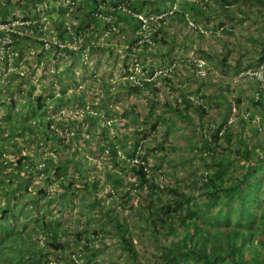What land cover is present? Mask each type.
I'll use <instances>...</instances> for the list:
<instances>
[{"label": "rangeland", "instance_id": "374dc122", "mask_svg": "<svg viewBox=\"0 0 264 264\" xmlns=\"http://www.w3.org/2000/svg\"><path fill=\"white\" fill-rule=\"evenodd\" d=\"M131 1L132 0H113L112 2H110V4L114 3L113 5L102 7L101 11H110L111 7H116L118 4H121L124 11L122 12L120 9L115 10L116 15H119L118 12L120 11L125 14V10L130 8L128 7V4ZM60 2L63 1L61 0ZM179 2H181V0L172 1V8L170 7L171 11L168 6H166L163 8L162 12H159V7L153 4V6L151 7V12H149L148 14L143 13L145 16L149 17V24L152 28L151 31L153 30L152 34L155 35V32L158 31L157 27H155L156 25H154L155 20L160 19L158 17H162L161 19L163 21L161 25L164 26L165 24V26H167L166 23L168 22V20L169 22H171V17H173L174 14H178L181 9ZM243 4L246 5V34H244L246 35V44L244 45V47L246 46V56H236L234 53L228 54V60L234 61L235 63L237 62L236 64L240 65V68H237L233 72V69L225 68L226 66H228L227 64L230 61L228 62L227 59H224V62L223 58H220L218 59L219 61H217V65H219V68H215L216 70L213 69L214 71L212 69H209L208 72V74L215 73L217 79L219 80V82H217L216 84L209 83V86H207V90L211 91H214L215 87L220 86L219 90L217 88L218 92L217 90L213 92L214 96L218 95L219 103H210V101L204 99V93L202 94L199 91L188 93V95H192L194 97V101L192 102L201 104L204 116L202 115V117H200L196 114H193V107L189 108L192 113L188 114V112H186L188 111L186 110L188 107L183 103V101L181 103H179L178 101H170V98H173V96L171 95V92H169V89L171 88L168 89L169 85L166 82L167 78H156V91L153 93L152 91L148 92V89H145V85L144 87L135 88L125 83L127 85L122 87V96L124 97V113L122 115L123 123L130 120V109L133 104L134 106H137V108L138 104L140 108L145 107L142 103L139 102V92L153 97V100L155 102L152 105L155 108V113H153V116H151L150 114L143 116L139 112V115L134 116L136 118L131 121V127L123 125V128L120 131L122 132L121 134H117L116 132L110 134L108 139H112V143H114L118 149L117 157L115 158V161L118 165L116 163H113L108 155L103 157V162L101 164L88 162L86 159V155L89 153L81 149L80 147L78 148L77 145L75 146V143H80V138H82V136L79 135L74 137L57 135L58 137H63L61 140V144L57 143L53 148H45V150L47 149L45 153L41 152V149H43V147H41V149L39 150L37 149L38 151L36 152H34V150L27 153V149H29V146L37 144L41 136L30 134L33 132V130L31 129H28L29 131L27 130L29 134H25V129L19 130L17 125L21 123V120L24 119L23 117L18 119L17 117L12 118L3 115L1 116L6 121H10V124L12 123L11 126L14 127V130L19 132L21 131L22 134H14L13 137H16V139L14 140H11V137L9 136V140L6 138L0 141V180H5L4 185H7V187V181L12 180L14 182L13 186L9 187L11 190L10 196L13 197L9 198L8 196V199H2V201H0V212L6 209L10 203L6 219L4 220L2 225L0 224V230L3 229L5 231H8L9 233L8 235L4 236V239H6L4 240L5 242L3 241L2 243H0V264H25V262L23 261L13 262L15 259L13 255H9V257L5 256L6 249L13 250L14 247L8 246L5 248L4 244L5 246H7L6 244L9 245L10 243H16L15 240H17L18 237L22 235L21 232L24 231H27V236L20 239L28 241L31 235L32 238H30V240L36 242L38 240L37 236L38 234H40L37 225H39L40 223L42 224V222L40 219H35V217L39 218L38 215L41 213V209L43 207L48 211V218H50V212L55 213L56 209L61 210V212L62 210H64L63 212L65 213V215H59L58 218H60L63 223L67 225L66 226L65 224H63V227L66 226L68 231L59 233L60 236H62L61 238L65 237V240L62 239V241L60 240V242L66 244L68 243L69 239L76 241V244L74 243V245L68 244L67 248H65L63 257L57 258V254L52 253L51 255L53 256H51V261L49 264H73L71 262L72 259L70 257V254L77 253L78 251L83 252L86 261L92 264H154L153 259L155 255L158 251H160V253L163 252L164 248L153 249L154 244L150 242L151 239L148 236V232L145 231L143 227V218L141 217V215L138 216L137 210L135 212V210H132L130 207L145 208L144 206H147L148 202H153V208H157L159 203H157V201L152 197L145 196V192H147V190L149 189V185L141 184L139 178L136 176L135 171L132 170V167L138 164L134 162V159H137L138 162L142 163V165L145 166V168H147V170L149 171L148 177L156 184H159V187L156 188V190L161 191L159 193L161 200H166V197H170L171 191L169 190V188L173 187H178L185 194H190L193 198H195V200H199V198L203 197V193H201L200 189L201 182L206 180L208 176H214V174L216 173V168L210 164V157L214 156V159L220 162H222L223 159H225V157L227 156L228 158H234L235 154L231 153V149L234 147V142L237 141L236 136H228L230 140L229 143H231V145H228V142L224 138L226 137L225 135L220 134L221 138L212 141L209 138L208 134L212 132L210 128L213 125L216 126V128L221 125L219 133H225L224 130L228 125H230V127H233L235 130H237V128L239 129V126H237V118L231 123H228V117L227 119H224V116L222 114L215 113V109H218V107L221 109L227 107L229 109L230 101L233 99L237 101L235 99L236 96H234L233 93L229 91V82L231 81V84L233 85L236 84L233 79L237 83L241 82L239 81L242 79V77L240 76L246 71V68H253L264 59V53L260 52L259 50V48L262 47L260 45L264 44V0H246V3ZM50 5V9L51 7H53L60 10V16H63L64 13L71 7L67 3H59V1L56 0H50ZM208 5L212 4L210 3ZM173 7H175V9H173ZM172 10L177 11L171 13ZM186 11V17L191 22L190 24L187 21V25H185L186 29L189 30V28H194L205 31L202 26L198 25V22L196 20H193L191 18V11ZM203 11L206 10L203 9ZM211 14L212 13L210 11V16H208V19L201 18L199 20L200 24L208 26V34H210V20H214L216 18L215 14L214 17H212ZM203 20H205L204 23ZM203 31L202 33H204ZM188 37H190L191 40L194 41L191 47H194L195 44L198 43L199 46L203 44L202 46L211 48L212 50L215 48L214 46L216 44L211 43V40L209 38L206 40L204 37L201 38L196 34L192 36L191 32H189ZM237 37L238 36H234L233 34L226 33L223 37L217 38L215 40V43L218 42L220 47H227L228 45H231L230 43H233L234 49L232 50L234 52L235 48H237L236 45H241L239 42L240 40H238ZM161 45L162 44H158V48H156V50H160L161 48H163ZM115 52L116 56H96V59L95 55L91 52L88 56L89 60L88 58L86 59L89 61L87 62V65L95 61L93 65L94 68L98 69L99 65L101 66L100 69H102V71H96L102 72L100 73L101 75L109 73L108 76H110L111 74L115 73V70L118 68L119 62L122 63L123 61V65L128 66L130 64V61L134 58L132 54L126 55L124 58H122V53H118L117 50ZM174 52H176L175 54L177 56H184V53L181 52L180 48L176 49ZM124 54L125 52L123 53V55ZM241 54L242 53H240V55ZM241 58L243 60L246 58L245 66L242 64ZM177 60H179V58ZM169 63L170 64L168 65H166L165 63L157 64L156 66H154V64L151 65L153 69L157 71L159 69L166 68L167 66L169 67L175 64L172 70V72H174L177 64L172 61ZM145 72H147V69H145L144 73ZM172 72L170 74V77L172 75ZM224 80H228L229 82H223ZM248 87L249 86L246 85V90H248ZM223 91L226 92L223 93ZM131 94L132 96L129 97V95ZM198 95L199 97L195 99V97H197ZM165 104L167 106H172V108H170L171 111L166 110L167 108ZM184 109L185 111L182 112V110ZM140 110L143 111L142 108ZM228 113L229 112H227V114ZM256 113L261 117V121L263 124L262 130L257 131L251 126L252 130L249 131V133L254 138V141L252 140L251 142H255L254 145L256 144L259 148H261L264 147V109L256 110ZM181 114H185V117H181ZM212 114L214 117L211 116ZM170 118L173 122V125L171 122L172 127L167 126L169 124V121L167 120H169ZM41 121L42 120L39 117L32 116H30V118L28 117L27 120V122H31L30 124L37 126L41 124ZM77 128L81 129V127ZM96 130L97 127L83 124L82 131L85 135L89 134V138H83L80 145L82 144L81 146H83V144H85L86 146L87 144L90 147H93L95 145L99 146L102 139L101 135L97 134ZM136 131L137 136H134L136 135ZM242 132L244 136H246V129H244ZM23 135L25 136L24 139L22 140L20 145L17 146L19 153L29 154L30 160L33 162L37 161L41 153L44 154L42 158H45L46 160H49V157L47 155H50V153H57L56 160L58 159L70 161L71 165L75 160V162H78V167H67V170L63 168L64 170H62L61 175L64 177H67L68 174L76 175L74 170H76L77 168L79 170L80 166V168L84 169L85 171L86 179L91 177L90 175H92L94 176V178H91L90 180L93 181L96 180V178L99 176V180H97L96 185L98 186L97 188L101 190V193L98 194L96 193V191L92 192L91 190L95 189L92 188V184H89L88 189L85 188L83 190L84 192H80L79 189H76V192L71 194L74 196V198H72L70 201L62 200L61 198L56 197L42 200L40 197L36 196V199L38 201L35 203V207V205L32 204L29 199H31V197L33 198L35 193L40 188L45 190L42 187V178H39L40 174H37L33 170V166H31L29 163L28 167L24 168L22 166L23 168H16L17 165L13 161L18 158V153H15V151H11V149H8L9 147H15L16 143H18L19 138H22ZM53 135H51V137H48L49 140L54 141V138H52ZM132 136L134 138H132ZM54 137L56 138V136ZM208 138L210 140H208ZM42 139L43 138L41 137V140ZM207 141L211 143V147H207L205 145ZM135 146H138L137 151ZM228 146L231 149H229ZM133 150H135L136 152ZM239 160L240 157H237L233 162V165L231 164L230 168L234 170V173L232 172V170L228 171L224 176L225 179L231 173L234 175H238V172H236V166H239L237 165L239 163ZM260 165L262 166L263 171L264 163H261ZM240 167L241 166H239V168ZM26 169L27 172L30 171L31 174L28 175L27 173V176H24V171ZM14 172L18 176H15ZM50 172L51 168H46L43 176L50 174ZM111 173L116 174L117 176H122V180L130 184L129 187L132 197L131 200L128 199L129 197L127 198L123 196V190L118 187L114 179H111ZM77 176L79 175L77 174ZM18 178H20V181L23 180L25 185H23V187L19 190L15 185L19 181ZM258 178L260 180L258 179L259 183L256 186V193L250 190L249 187H246V184L244 183L242 185V190L234 196L246 197V195L249 193L251 194V198L253 197V201L256 200L257 196V199L259 198V205L253 206L252 202L248 203V206L251 209L256 208V211H260L262 209L264 210V174ZM45 181L48 180L46 179ZM77 182L78 183L74 184L75 186L82 187L85 184L82 180L81 184L80 180ZM230 184H234V181H230ZM44 186L49 187V184L45 182ZM86 190L88 192H86ZM2 191L3 189H0V194L4 192ZM26 202L27 204L25 205ZM30 203L31 207L33 206L32 208L29 206ZM68 203L71 204L69 205ZM240 203L238 205H231L232 211L238 213L241 210L240 208L242 207V205L240 206ZM20 206H23L21 210L19 209ZM66 206H68V208H65ZM24 208H26L27 210L24 211ZM211 212H213V209L211 210ZM144 213L145 211H143V214ZM35 214L38 215L34 217L33 215ZM112 214L117 215L118 218L125 223V228L129 232V238L135 247V258H132L122 245V236L120 232L115 229L114 221H111V217H109V215L111 216ZM256 223H258V219L254 223V225H256ZM250 229L254 228L246 227V231ZM61 230L62 229H60V231ZM82 239H84V246L82 243L78 244V242ZM43 249L47 250L48 247H43ZM15 251L17 257L23 258L25 256L20 253V248H15ZM1 257H6V260L2 259ZM30 263L35 264L33 260H31Z\"/></svg>", "mask_w": 264, "mask_h": 264}, {"label": "crops", "instance_id": "0c3cea01", "mask_svg": "<svg viewBox=\"0 0 264 264\" xmlns=\"http://www.w3.org/2000/svg\"><path fill=\"white\" fill-rule=\"evenodd\" d=\"M56 1H61V0H56ZM65 1L69 3L70 1L73 2V5L70 4L71 7L67 10L68 13L64 14V15H68L67 17H64V15L60 16V13H59L60 10H58L57 8H53V7H51V9L50 7L48 8L50 20L54 22L56 28L58 29L55 31V33L57 34L56 36H58L59 38L60 36H62L61 38H63L64 33L62 31V27L59 26L58 21L61 22L67 19L72 20L74 18H77V20L79 19L87 27V29H92V27H97L96 31L100 33L102 28L105 27V25L102 23L99 24L98 20H94L92 18L90 19V21L87 20L86 18L84 19L82 18V14L91 9H100V7L101 8L108 7L114 4V3L110 4V2H112L113 0H65ZM172 1L173 0H151V1L148 0L146 3L147 5L145 8L146 10L145 11L143 10V11L146 14H148L149 12L152 11L151 7L154 4L159 7L158 11L162 12L163 8L166 6H168V8L170 9V7L172 6ZM44 2H48V4H50V0H41L40 4H43ZM210 3L212 5H208ZM243 3H246V0H181V2H179L181 9L178 12V14H174L173 17H171L172 23L169 22L168 20V22L166 23L167 26H165V24L164 26H162L161 25L163 21L162 19H157L160 21V23L157 20H155L154 24L156 25L155 27H157L158 31L155 32V35L152 34L153 43L149 44V46L146 44L142 45L141 48H139L141 50L139 49L137 50V47L139 46L137 42H136V47H135V41L137 40L139 36L136 33L137 28L139 26V22L128 13L124 14L122 12H118L119 15H116V16L118 18L117 20L121 24L120 25L121 33L124 35V38L123 39L115 38L112 40V43L110 44L99 45L97 46L98 49L93 50L92 53L95 55V59H96V56H99V57L116 56L115 51L118 49L127 54H136L137 57L143 60L142 62L144 65V69H147V71L150 68H153L151 64H154V66H156L157 64H164V63L168 65L170 64L169 62L171 61L175 62L177 64V67L175 68L174 72H172L171 77L166 79V82L169 85L168 89L171 88L169 89V92H171V95L173 96V98L172 97L170 98L171 99L170 101H178L179 103L183 101V103L187 105L188 107L186 109L188 110L186 111L188 112V114L192 113V111L189 110V108L193 107L194 109L193 114H196L202 117L203 108L201 107V104L199 102H197L199 104H196L195 102H190V101L188 102L185 99L186 94L199 91L202 94L204 93L203 94L205 96L204 99L210 101V103L212 104H218L219 103L218 95L214 96L213 92L216 91L217 88L219 90L220 86L215 87L214 91L207 90V86H209V83L216 84L217 82H219V80L217 79V76L215 73H209L207 77L208 76L210 77L208 78L207 77L205 78L196 77L194 60L198 58H202L206 61L210 69L216 70L215 68H219L218 67L219 65H217L218 64L217 61H219L218 59L223 58V61L224 59H227L228 62L230 61L228 60L229 53H234L236 56H246V46L244 47V45L246 44V35H244L246 34V5ZM203 9H205L206 11H203ZM36 10H40L41 12L42 6L38 5V7H36ZM186 10L191 11V18L193 20H196L198 22V25L202 26L205 29V31L202 30L204 33H202L200 29H194V28L193 29L189 28V30L186 29L185 27V25H187V19L185 17L186 15L185 12H187ZM110 11L111 12L113 11L112 7ZM210 11L212 13L211 16L214 17V14H215L216 18L214 20L212 19L210 20V27H209L210 34H208V30H207L208 26L204 24L203 25L200 24L199 20L201 18L208 19V16H210ZM0 12L4 13L5 11L2 10ZM204 21L205 20H203V23ZM82 32H85V31L82 30ZM189 32H191L192 36L196 34L201 38L204 37L206 40L209 38L211 40V43L216 44L214 46L215 48L212 50L211 48L202 46L203 44L199 46L198 43L195 44L194 47H191L194 41H192L191 38L188 37ZM226 33L233 34L234 36H238L237 39L240 40L239 42L241 45H236L237 48H235L234 52L232 50L234 49L233 43H230L231 45H228L227 47L226 46L220 47L218 42L215 43V40L217 38L223 37ZM157 43L159 45L162 44L161 46L163 48H161L160 50H156V48H158ZM126 45H130V47L126 48ZM260 46L263 47L264 44H261ZM262 47L259 48L260 52H262ZM33 48L35 49L38 48V43L34 44L26 39L23 40V44L19 46L18 52L21 53L20 50H22V55H24V58H25L24 63L20 64L19 69L16 71V73L10 76L9 81H8L9 84H4L6 82H2V78L0 77V136H3V139L7 138L8 140L10 136L11 137L10 139L14 140L15 138L13 137L14 134L16 135L22 134L21 131L19 132V131L14 130V127L11 126L12 123L10 124V121H6L4 118H2L1 117L2 115L7 116V117H12V118L17 117L18 119L23 117L24 119L21 120V123L19 125H17L19 130L25 129L26 130L25 134H29L27 130L31 129L33 130V132L30 134L38 135L43 138L41 140V137H40L39 142L37 144L30 145L29 149L27 150H32V149L37 150L38 145L43 148H53L56 146L57 143L59 144L62 143L61 140L63 137H58L57 135H60V134L51 132L47 128L48 124L45 121L46 112L50 109L51 105L59 109V108H66L69 105L74 106L77 103H79L80 98L77 95V93L75 91L71 92L73 78L82 82L84 79L90 78L89 76L90 72L102 73V72L96 71V70L102 71V69H100L101 66L99 65H98V69L97 68L95 69L93 66L95 63L94 61L93 63H90L89 65H87V69L84 70L81 76L75 77L72 72L73 66L63 63V60H58V57H56L55 54L53 55V53L51 52L48 54H43V53L33 54L29 58L28 57L29 54L27 53L30 52L31 51L30 49H33ZM178 48L181 49V52L184 53V56H177L175 54L176 52L174 51ZM240 53L242 54L240 55ZM18 56L19 58H16L14 60L16 63H18L22 57L21 55H18ZM39 58H41L44 62L43 68L37 64V60ZM122 58H124V56ZM178 58L179 60H177ZM73 63H75V61H73ZM236 63L234 61H230L227 64L228 66H226L225 68L233 69V72H234L237 68H240V65ZM242 64L244 66L246 65V58L244 60L242 59ZM248 69H251V68H248ZM248 69L246 68V70ZM156 80L157 79H154L153 81L145 84V89H148V92L152 91L153 93L156 91L155 90ZM206 81H210V82H206ZM233 81L236 83L235 85L231 84V81L229 82L228 80H224L223 82H226V83L229 82L230 84L229 91L233 93L234 96H236L235 99L241 105V108L239 109V115L236 117L238 119L237 126H239V129L237 128V130H235L233 127H230V125H228L227 128L228 127L229 128L228 129L226 128L225 130L227 131L229 130L227 134L230 133L229 135L236 136L238 139L239 138L238 136H240L239 134L244 136L242 131L246 129V137L250 138L251 141L252 140L254 141V138L249 133V131L252 130V127H251L252 125L249 122H247L245 118H243L241 113L243 110H246V108L247 110H251L252 112H256V110H263L264 108L261 106H255L253 104V101L249 96V91H251V88H252L251 83L248 84L249 87H248V90H246V80L242 79L241 82H238V83L234 79ZM126 85L127 84L122 83L120 86L118 98L116 97L117 106H116L115 111L114 110L108 111V114L113 115L114 120L116 121V123H114V128L118 129V131H116L117 134L122 133L120 131L123 128V125L131 127L132 126L131 121L136 118L134 116L139 115V112L143 116L147 114H150L151 116H153L154 115L153 113H155L154 112L155 108L152 105L155 102L153 100V97L139 92L138 93L139 102L142 103L143 106H145V107H141L143 111L140 110L141 108L139 107V104H138V108L137 106H134L133 104L130 109V117H131L130 120L123 123L122 115L124 113L123 112V98L124 97L122 96V87ZM73 88L75 87L73 86ZM18 90H20V92ZM56 91L61 93L60 97H56L55 95ZM225 92L226 91H223V93ZM131 96L132 94L129 95V97ZM166 108H165L166 110L171 111L170 108H172V106L166 105ZM184 111L185 109L182 110V112ZM229 111L230 110L227 107H224L223 109L218 107V109L217 108L215 109V113L222 114L224 116L223 117L224 119H227V117L229 118V115H228L229 113L227 114V112ZM30 116L39 117L42 120L41 124L37 126V125L30 124L31 122H27L28 117L30 118ZM180 116L185 117V114H181ZM211 116H213V114ZM167 121H169V124L167 126L170 127L172 119L170 118ZM68 124H69L68 126L74 125L77 127H81V130H83V124H87L88 126L91 125V126L97 127V130H96L97 134L99 133V128L96 125V120L90 117L85 116L79 119L78 121H76L75 123L69 122ZM172 125H173V122H172ZM213 132L209 133L208 135L211 140H212L211 134ZM222 133L220 132L218 134L220 135ZM51 135H53L52 138H54V141L49 140L48 137H51ZM54 136H56V138ZM24 137L25 136L23 135L21 140L19 138L20 140L19 144L22 142ZM108 138H109V135L107 134V132L102 130L101 139L104 140L105 142H110V139ZM209 138L208 140H210ZM3 139H0V141H2ZM51 142H53L54 144H52ZM80 143L78 142V148L80 147L86 152H89L92 149L95 150V148H92L87 144L86 146L85 144L81 146L82 144L80 145ZM254 143L255 142L253 143L251 142V144H254ZM9 149H11V147H9ZM18 155L19 154H17V156ZM17 159L18 158H16V160ZM112 162L116 163L115 158L112 159ZM70 163H71L70 161L58 160V159L50 161L47 165V168L48 167L51 168V172L50 174H47L46 176H44V178H42V181H41L43 185L42 187L45 190L40 188L43 191L40 193L36 192L34 197L33 198L31 197V199L38 201L36 199V196H37V197H40L42 200L56 197V198H61L62 200L70 201L72 198H74V196L71 194L75 193L76 189H79L80 192H84L83 190L86 188L85 184L82 187L74 185L78 183L77 181L79 180H80V184L82 183L81 182L82 180L84 183L88 184V187H89V184H92V186L95 185L96 193L98 194L101 193V190H99L97 188L98 186L96 185L97 180H99V176L96 178V180H93V181L90 180L91 178H94V176L92 175H90L91 177L86 179L85 171L84 169H81L80 166H79V170L78 168L74 170L76 175L68 174L67 177L62 176L61 175L62 170L66 169L67 167L68 168H70L71 166L78 167L77 165L78 162H75V160L72 162V165ZM57 166H61V169L59 170L60 172L59 174L55 173V169L57 168ZM27 173L28 175L31 174L27 172V169H26L24 171V176H27ZM77 174L79 176H77ZM119 178L120 180H122V176H117L118 180ZM46 179L49 182L45 181ZM45 182L49 184V187L44 186ZM124 182L126 183V181ZM86 192L88 191L86 190ZM26 204L27 202L25 203V205ZM29 206L31 207V203ZM68 206H66L65 208H68ZM22 207L23 206H20L19 209L21 210ZM35 207H36V204H35ZM25 210L27 209L24 208V211ZM63 211L64 210H62L61 212V210L56 209L55 213L54 212L49 213L50 218H48V214H47L48 211L45 210L43 207L39 215L38 214L33 215L34 217L38 215L39 218L35 217V219H40L42 222V224L41 223L39 224L40 234H39L38 240L37 241L35 240L36 242L34 241L29 242L23 239H17L15 240L16 243H13V244L10 243L9 245L6 244L7 246H4V247L6 248L9 246V247H14V248L15 247L21 248L20 252L25 253V251L27 250L26 248H28V246L30 248H33V246H35L36 247L35 249L29 250L28 252L26 251L24 258L27 259L29 257V260L30 259L33 260L35 264L38 261H41L42 257L40 254L41 250L39 249V247L43 245H46L47 247H50V248L52 247L50 244L51 240L49 238L50 227L51 229L55 230L56 232L55 239L57 241L60 242V240L62 241V239L65 240V237L61 238L62 236L59 235V233H62L63 231H68L66 227L67 225L63 223V221L60 218H58L59 215H65ZM63 224H65L66 226L63 227ZM56 227H58V229H56ZM60 229L62 230L60 231ZM24 232L25 234L22 238L27 236V231H24ZM40 235H42L43 237ZM4 240L6 239L1 238L0 243H2ZM83 241L84 239L80 240L78 244L82 243L84 246L85 243ZM75 242L76 241L69 239L68 243L66 244L64 243V244L66 246H68V244L74 245ZM9 255H13L15 259L17 260L16 251H13V250L10 251L9 249V252H8V250L6 249L5 256L9 257ZM3 259L6 260V257ZM15 259L13 262H15ZM31 260L29 261V264H31L30 263Z\"/></svg>", "mask_w": 264, "mask_h": 264}, {"label": "built area", "instance_id": "2783aa9c", "mask_svg": "<svg viewBox=\"0 0 264 264\" xmlns=\"http://www.w3.org/2000/svg\"><path fill=\"white\" fill-rule=\"evenodd\" d=\"M40 1L41 0H0V11H5L4 13L0 12V77L2 78V82H6L4 84H9L8 81L10 76L15 74L19 69L20 64H23L25 61L24 55H22V50H20L21 53L18 52L19 46L23 44V40L25 39L34 44L38 43V48L30 49L31 51L27 53L29 54V58L33 54H48L51 52L53 55L55 54V56L58 57V60H63V63L72 65L73 75L78 77L83 74L85 69H87V62H89L88 56L93 50L98 49L97 46L110 44L115 38H124V35L121 33V24L117 20L118 18L115 12V10L118 9L122 12L124 11L121 4H118L117 6L114 5L116 7H112V12L101 11L100 5V9H91L82 14V18L84 19L86 18L90 21L92 18L94 20H98L99 24L102 23L105 25L100 33L96 31L97 27L87 29V27L79 19L77 20V18L72 20L67 19L61 22L58 21V24L62 27V31L64 33L63 38H61L62 36L59 38L55 33L58 29L56 28L54 22L50 20V15L48 13L50 4H48V2L40 4ZM62 1L69 5H73V2L71 1L70 3L65 0ZM63 2L59 1V3ZM38 5L42 6L41 12L40 10H36ZM173 9H175V7H173ZM125 11L139 22V26L136 31L139 36L135 41V47L136 42L139 44L137 50L141 48L142 45L146 44L149 46V44H152L153 30L151 31L152 28L149 24V17L132 8H128ZM174 11L177 10H172L171 13ZM66 13L68 12L66 11L64 14ZM67 16L68 15H64V17ZM158 18L161 19L162 17ZM186 19L191 24L187 17ZM82 30L85 32H82ZM129 47L130 45H126V48ZM117 52L122 53V57H125V55H131L127 53L123 55L124 52L119 49ZM18 55H21L22 57L20 61L16 63L14 60L19 58ZM132 56L134 58L130 61L128 66H124L123 61L122 63L119 62L115 73L110 76H108L109 73L101 75L100 73L90 72V78L84 79L82 82L73 78L71 92L75 91L79 96L80 101L74 106L69 105L66 108L59 109L51 105L50 109L45 114V121L48 124V129L51 132L60 134L61 136H82V138H80V142H82L83 138H89V134L85 135L81 129L77 128V126H68V123H75L79 119L86 116L96 120V125L99 128L98 134L100 135L102 130L107 132L109 136L111 133L118 131V129L114 128V123H116L114 116L109 115L108 111H115L116 109V102L121 84L127 83L135 88L144 87L146 83L151 82L156 78L170 77V74L175 66L174 64L157 71L151 68L144 73L145 69L142 62L143 60L137 57L136 54H132ZM87 58L88 60H86ZM73 61H75V63H73ZM37 64L42 68L44 66V62L41 58L37 60ZM194 67L196 77L205 78L208 75L210 68L204 59H195ZM240 77L246 80V85L249 83L252 84L249 96L253 103H259L263 105L264 108V59L259 62L256 67L246 70ZM73 86L75 88H73ZM55 95L56 97H60L61 93L56 91ZM198 97L199 95L195 97V99ZM186 98L194 101V97L192 95L186 94ZM240 108L241 105L237 101L234 99L230 101L229 118L227 119L228 123H231L236 119L239 115ZM241 114L254 129L257 131L262 130L263 124L261 117L256 112H252L246 108V110H243ZM210 129L213 132L216 129V126L213 125ZM135 133L136 135L134 136H137V131ZM132 138L134 137L132 136ZM76 145L78 146L77 143H75V146ZM112 146L115 147L116 158L118 149L117 146L112 143V139H110V142L102 140L99 146H93L92 148H95V150L92 149L88 152L89 154L86 155L87 161L94 164H101L103 162V157L108 155L109 158H112L114 156L111 148ZM137 147L138 146H135L136 151ZM47 156L49 157V160L42 158L33 165V170L37 174H40L39 178H44L43 175L48 163L51 160H56L57 153H50V155ZM134 162L138 164L140 163L137 159H134ZM140 164L142 165V163ZM27 166H29L28 163ZM146 169L147 168L144 166V170ZM146 171L149 172L148 170ZM70 257L73 264H92L86 261L84 253L81 251L70 254Z\"/></svg>", "mask_w": 264, "mask_h": 264}, {"label": "trees", "instance_id": "16d2710c", "mask_svg": "<svg viewBox=\"0 0 264 264\" xmlns=\"http://www.w3.org/2000/svg\"><path fill=\"white\" fill-rule=\"evenodd\" d=\"M146 3L147 0H133L128 6L146 14L144 12L147 6ZM157 21L160 23L159 20ZM262 52L264 53V46L262 47ZM185 99L188 102H192L187 98ZM253 104L263 107L259 103ZM220 128L221 125L211 134L212 141L218 140L221 135H225V140L228 145H231L228 137L231 135L227 134L228 131L225 130V133L219 136ZM239 135L233 145L234 147L231 149L228 146L231 149V153L235 154L234 158H228L227 156L220 162L216 161L214 156L210 157V164L216 168V173L201 182L200 189L203 197L199 198V200H195L190 194H185L178 187L169 188L171 191L170 197H166V200H161L159 196L161 191L156 190L159 184H156L148 177L149 172L146 171L147 169L144 170V166L141 164L132 167L141 184L149 185L145 196L152 197L159 203L157 208H153V202H148L147 206H144L145 208L130 207L135 212L137 210L138 216L141 215L143 218V227L148 232V236L151 239L150 242L154 244L153 249L164 248L163 252L160 253L158 251L155 255L154 264H264V210L256 211V208L251 209L248 206L249 202H252L253 206L259 205V198L257 199L256 196V200L253 201V197L251 198L249 193L246 197H234L235 194L242 190L244 183L246 187L256 193V186L260 180L258 177L264 174V170L262 171V166L260 165L264 163V147L259 148L256 144H251L250 138ZM0 139H3V136H0ZM20 140H18L15 147L11 148L15 153H18L17 146L20 145ZM51 143L54 144L53 142ZM205 145L211 147V143L208 141ZM111 148L114 155L112 159H114L116 155L115 147L112 146ZM17 157L18 159L15 161L16 168L28 167L27 163L33 162L30 160L29 154L23 155L19 153ZM237 157H240L237 165L242 168L236 166L238 175L231 173L225 179L224 176L228 171H234L230 166L231 164L233 165ZM60 169L61 166H57L55 173L59 174ZM14 175L18 176L15 172ZM111 176L112 179H116V184L123 190V196L129 197L128 199L131 200L130 184L125 183L120 178L118 180L116 174L112 173ZM230 181H234V184H230ZM4 183L5 180H0V189L4 191L0 194V201L8 199V196L9 198L13 197L10 196L11 190L9 187L13 186L14 182L12 180L7 181L8 187ZM15 185L19 190L23 187L24 182L18 181ZM85 187L88 188L87 183H85ZM92 188L96 189L95 185ZM42 191L39 189L37 192L40 193ZM30 201L34 205L37 202L34 199H30ZM239 203L240 206L242 205L241 210L238 213L232 211L231 205H238ZM9 206L10 203L6 209L0 212L1 225L6 219ZM212 209L213 212H211ZM143 211H145L144 214ZM109 217H111V221H114L115 229L120 232L122 236L121 242L127 253L132 258H135V247L129 238L125 223L117 215L112 214ZM257 219L258 223L254 225ZM246 227L254 229L246 231ZM49 231L52 247H48L47 250H44L43 247L40 248L42 260L36 264H49L51 256H53L51 255L52 253L57 254V258L63 257L65 248H67L65 244L55 239L56 232L54 229L50 228ZM8 234V231L1 229L0 239ZM22 234H25V232H22ZM26 249L33 250L35 246L33 248L28 246Z\"/></svg>", "mask_w": 264, "mask_h": 264}, {"label": "clouds", "instance_id": "9594fccd", "mask_svg": "<svg viewBox=\"0 0 264 264\" xmlns=\"http://www.w3.org/2000/svg\"><path fill=\"white\" fill-rule=\"evenodd\" d=\"M18 91L20 92V90H18ZM47 128H48V127H47ZM8 149H9V148H8ZM30 149H31V148H30ZM39 149H41V146L38 145V150H39ZM38 150H35V151H34L33 149H32V150H27V153L30 152V151H34V152H36V151H38ZM46 150H47V149H46ZM46 150H45V148H43V149H41V152H44V153H45ZM22 151H23V150H22ZM27 153H26V154H27ZM18 154H19V152H18ZM21 154H23V153H21ZM26 154H23V155H26ZM31 155H32V154H31ZM43 155H44V154L41 153L40 156H39V158L37 159L36 162H32V163L30 162L29 164H30V165H32V164H33V165L36 164L39 160L42 159V156H43ZM111 160H112V158H111ZM51 161H52V160H51ZM29 164H28V165H29ZM33 165H32V166H33ZM29 172H30V171H29ZM30 173H31V172H30ZM35 226H36V224H35ZM37 226H38V229H39V226H40V225H37ZM21 233H22V232H21ZM23 236H24V234L20 235V236L18 237V239L22 238ZM30 238H32L31 235H30ZM30 238H29V239H30ZM38 238H39V234H38V236H37V239H38ZM28 241H29V242H32V240H28ZM4 246H5V244H4ZM41 247H47V246H46V245H43V246H41ZM41 247H39V249H40ZM15 248H17V247H15ZM15 248L13 249V251H15ZM35 248H36V247H35ZM20 249H21V248H20ZM10 251H11V250H10ZM24 251H25V250H24ZM26 251L28 252L29 250L27 249ZM26 251H25V253H26ZM8 252H9V250H8ZM20 253L23 254V255H25V253H22V252H20ZM1 258H2V257H1ZM2 259H3V258H2ZM30 260H31V259H30ZM30 260H29V257H28L27 259H25L24 257H23V258H19V257H17V260L15 259V261H17V262H18V261H23V262H25V264H29V261H30ZM10 263H12V262H10Z\"/></svg>", "mask_w": 264, "mask_h": 264}]
</instances>
